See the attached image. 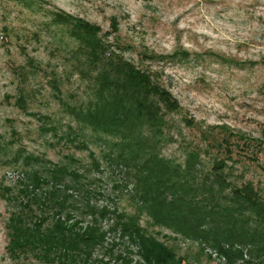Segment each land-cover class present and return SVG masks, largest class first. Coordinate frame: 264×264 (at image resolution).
Returning a JSON list of instances; mask_svg holds the SVG:
<instances>
[{
  "label": "rangeland",
  "instance_id": "obj_1",
  "mask_svg": "<svg viewBox=\"0 0 264 264\" xmlns=\"http://www.w3.org/2000/svg\"><path fill=\"white\" fill-rule=\"evenodd\" d=\"M55 14L100 29L119 56L154 72L178 101L179 114H168L179 127L162 146L166 158L182 161L181 148L216 127L264 141V0H0V264H42L30 255L10 257L6 224L32 175L48 180L52 165L87 178L95 206L135 213L131 186L106 159L109 139L80 127L68 111L88 99V80L74 67L76 43L67 25L53 22ZM243 168V180L264 193V172L254 163L236 165L235 180ZM139 225L190 264H224L153 226L147 214ZM107 242L110 253L96 252L106 264H125L117 254L135 252L124 242L112 246L117 235Z\"/></svg>",
  "mask_w": 264,
  "mask_h": 264
},
{
  "label": "trees",
  "instance_id": "obj_2",
  "mask_svg": "<svg viewBox=\"0 0 264 264\" xmlns=\"http://www.w3.org/2000/svg\"><path fill=\"white\" fill-rule=\"evenodd\" d=\"M53 22L68 26L67 35L76 43L74 67L88 80V99L68 111L80 127L109 139L106 159L122 174L125 187L131 186L135 213L95 206L87 178L81 182L78 171L52 165L48 180L32 175L21 191L19 210L7 220L10 257L106 264L96 252L110 253L105 245L114 234L118 242L112 246L124 242L135 249L117 254L125 264H190L147 234L139 225L144 213L153 226L196 243L201 252L211 251L224 264H264V193L243 180L244 168L241 181L234 177L242 163L264 172V141L216 127L200 130V142L182 147V161L166 158L162 146L170 128L179 127L168 114H179L180 106L155 73L124 60L97 27L59 14ZM91 167L99 171L94 159Z\"/></svg>",
  "mask_w": 264,
  "mask_h": 264
}]
</instances>
